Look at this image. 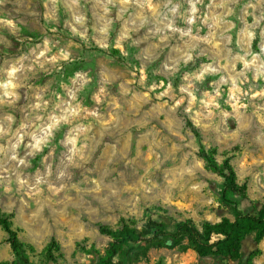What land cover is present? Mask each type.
I'll return each mask as SVG.
<instances>
[{"label":"rangeland","instance_id":"374dc122","mask_svg":"<svg viewBox=\"0 0 264 264\" xmlns=\"http://www.w3.org/2000/svg\"><path fill=\"white\" fill-rule=\"evenodd\" d=\"M191 3L195 13L190 0H0V85L18 69L12 94L0 86V212L37 252L52 238L63 252L57 263L36 255L35 264H96L98 255L82 246L108 245L99 225L116 226L121 216L141 225L147 207L162 208L153 216L171 223L230 215L221 205L223 178L205 167L188 120L219 161L232 157L249 198L264 203V0ZM108 48L122 56L101 51ZM204 65L218 71L194 81ZM233 81L238 91L230 97ZM189 84L195 101L179 90ZM205 99L214 103L205 108ZM50 116L65 119L32 153L27 133ZM7 239L0 226V264L13 260ZM252 242L261 251L251 264H264V239ZM209 260L191 249L154 247L136 264Z\"/></svg>","mask_w":264,"mask_h":264},{"label":"trees","instance_id":"16d2710c","mask_svg":"<svg viewBox=\"0 0 264 264\" xmlns=\"http://www.w3.org/2000/svg\"><path fill=\"white\" fill-rule=\"evenodd\" d=\"M258 38L254 40L256 47ZM110 56L121 57L118 48L102 49ZM204 58H198L200 63ZM192 133L198 141V155L204 161L205 167L223 178L221 188V205L230 211L219 221L203 220L197 223L188 217L171 223L166 219H156L153 206L145 210V221L140 225L133 217L121 216L116 226L100 224L102 234L110 237L108 245L99 249L94 243L89 247L82 246L87 253L98 255L96 264H136L146 258L150 249L156 247L178 248L181 251L193 250L202 260L210 259L209 264H251L253 258L260 253L246 249L245 239L260 243L264 239V203L254 202L249 198L247 183L239 182L231 156H225L222 161L217 158L218 149L207 146L202 141L199 129L187 121ZM250 203V210L241 207L237 200ZM166 212V210H165ZM0 226L8 235V243L12 249L13 260L1 264H35L36 255L43 256L47 262L57 263L63 257L60 243L52 238L40 251L31 243L24 242L15 228L10 215L0 212ZM252 236V239L249 238ZM78 245H82L81 242Z\"/></svg>","mask_w":264,"mask_h":264},{"label":"clouds","instance_id":"9594fccd","mask_svg":"<svg viewBox=\"0 0 264 264\" xmlns=\"http://www.w3.org/2000/svg\"><path fill=\"white\" fill-rule=\"evenodd\" d=\"M105 11H107V9H105ZM169 11L172 12V13H176L177 8L174 6V7H172L171 9H169ZM189 11H190V13H195V11H196V6H195V4H192V3H191V0H190ZM74 20H75V22H76L77 24H82L84 18H83L82 16H74ZM193 20H194V16H193V15H188V16L186 17V22H187L188 24H192V23H193ZM143 22H144V21H141V23H143ZM7 23H8L9 25H12V24H13L12 21H8ZM109 23H110V21H109ZM257 23H258V21H257ZM165 28H172V24H171V22H169L168 24H166V25H165ZM99 31L102 32V33H106V32H107V26H105V27H101V28L99 29ZM157 31H162V29H157ZM72 32H73L74 34H77V30H76L75 27L72 28ZM188 34H189V33H187V32L182 33V35H188ZM80 35H81L82 38H83V34L81 33ZM248 36H249V38H251V37L253 36V33H252V32H248ZM97 42L99 43V41H97ZM261 51L264 52V46H262ZM40 55H43V53H41ZM64 58L66 59L67 56L65 55ZM238 58L241 59V60L244 59L243 56H240V57H238ZM183 59H184V62H185V63H187V61H189V60H192V55H191V53H190V52L187 53V54L183 57ZM41 66H42V65H41ZM166 67H167V66H166ZM246 67H247V64H246ZM17 71H18V69L15 68V67H13L12 69H10L9 72H8V79H7L5 82H3L2 85H0V86H2V87L5 89V93H4L5 96H8V95L12 94L10 90L13 89V88L15 87V84L13 83V80H14V77H15V73H16ZM217 71H218V69H217V68H213L211 65H204V66H202V69H201L199 72H197V73H193V74H192V79H193L194 81H202V80L204 79V77H205L206 74H209V73H216ZM184 79H185V80H188V79H189L188 75H185ZM229 79H231V77H229ZM227 82H228V81L225 79L224 76H221V77H220V83L223 84V83H227ZM191 87H192V85L189 84L187 87H185V86H181L179 90H180V92H182V93H183V92H188V95L191 97L192 101H195V100H196V96L193 95V93H192L191 91H189V89H190ZM232 91H238V89L235 88V81H233V88H232V89L230 90V92H229V96H230V97H231V93H232ZM220 95H221L220 91H219V90H216V91H215V96L218 97V96H220ZM204 96H205V97H208V96H209V93H208L207 91L204 92ZM179 102H180V101H177V104H178ZM228 102H230V100H229V101H226V103H228ZM200 103L206 108V107L208 106L209 103H214V101H213V100H210V99H205V100H201ZM32 107L38 109V108L41 107V105H40L39 103H37V104L33 105ZM216 107L219 108V105L217 104ZM5 119L9 122V125H10V124L13 122L14 117H13L12 115L9 114V115H7V116L5 117ZM40 119H41L40 116H37V117H36V120L39 121ZM64 119H65V117H60V118L58 119V118L55 117V116H50V117H49V120L51 121V123L47 124L46 126L37 125V130H33L32 132L27 133V135L31 137V141H32V143H31L32 153L38 152V151L41 149V147H42L44 144L47 143L48 139H49V138L51 137V135H52V129L55 128V127L59 124L60 120H64ZM22 127H23V126H22ZM5 131H7V130H5ZM17 147H18V144H15V143H14V144L11 145V148H12L13 151H15V149H16ZM13 158H15V157L13 156ZM21 162H22V161H21Z\"/></svg>","mask_w":264,"mask_h":264},{"label":"water","instance_id":"95a60500","mask_svg":"<svg viewBox=\"0 0 264 264\" xmlns=\"http://www.w3.org/2000/svg\"><path fill=\"white\" fill-rule=\"evenodd\" d=\"M244 244H245V246L248 247V250H249L250 252L253 251V250H255L256 247H257V245L254 244V243H253L251 240H249V239H245V240H244Z\"/></svg>","mask_w":264,"mask_h":264}]
</instances>
